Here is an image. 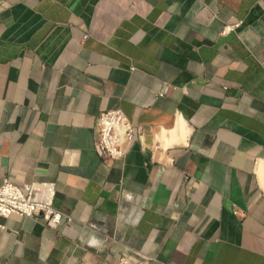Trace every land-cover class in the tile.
<instances>
[{"label":"crops","instance_id":"0c3cea01","mask_svg":"<svg viewBox=\"0 0 264 264\" xmlns=\"http://www.w3.org/2000/svg\"><path fill=\"white\" fill-rule=\"evenodd\" d=\"M263 169L264 0H0V181L65 218L0 217V264H264Z\"/></svg>","mask_w":264,"mask_h":264},{"label":"built area","instance_id":"2783aa9c","mask_svg":"<svg viewBox=\"0 0 264 264\" xmlns=\"http://www.w3.org/2000/svg\"><path fill=\"white\" fill-rule=\"evenodd\" d=\"M231 28L232 26H227L222 32L225 33ZM95 128V150L101 156L113 159L125 155V142L141 141L144 136L141 126L133 124L119 108L101 112L97 117ZM54 197L55 183L52 180L17 183L9 178H3L0 181V217L6 218L12 214L38 217L47 226L55 227L65 218L54 207ZM66 220L70 219L66 218ZM91 226L95 227L94 224ZM119 264L131 263L127 258L122 257Z\"/></svg>","mask_w":264,"mask_h":264},{"label":"bare ground","instance_id":"6f19581e","mask_svg":"<svg viewBox=\"0 0 264 264\" xmlns=\"http://www.w3.org/2000/svg\"><path fill=\"white\" fill-rule=\"evenodd\" d=\"M179 131L178 130H170V129L168 130V129H166V130L161 131L157 135V138L161 142H163L162 144L164 146H170V145H174V144H177V143L184 142L185 139H186V136H187V132H186V130H185V128L183 126L180 128Z\"/></svg>","mask_w":264,"mask_h":264}]
</instances>
